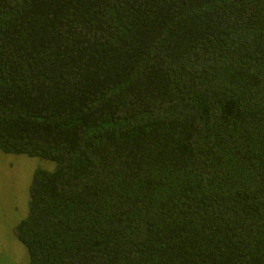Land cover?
I'll return each instance as SVG.
<instances>
[{"label":"trees","instance_id":"obj_1","mask_svg":"<svg viewBox=\"0 0 264 264\" xmlns=\"http://www.w3.org/2000/svg\"><path fill=\"white\" fill-rule=\"evenodd\" d=\"M0 151L26 264H264V0H0Z\"/></svg>","mask_w":264,"mask_h":264},{"label":"rangeland","instance_id":"obj_2","mask_svg":"<svg viewBox=\"0 0 264 264\" xmlns=\"http://www.w3.org/2000/svg\"><path fill=\"white\" fill-rule=\"evenodd\" d=\"M54 166L52 161L0 151V264L27 263V250L18 241L15 228L28 213L34 170Z\"/></svg>","mask_w":264,"mask_h":264}]
</instances>
